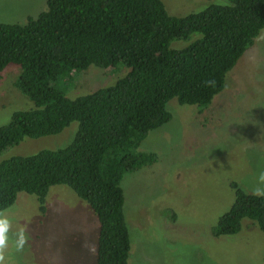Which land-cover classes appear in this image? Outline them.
Segmentation results:
<instances>
[{
  "label": "trees",
  "instance_id": "1",
  "mask_svg": "<svg viewBox=\"0 0 264 264\" xmlns=\"http://www.w3.org/2000/svg\"><path fill=\"white\" fill-rule=\"evenodd\" d=\"M220 1L175 16L163 0H48L47 9L26 24L0 23V75L10 65L19 67L15 86L35 106L16 111L0 127V153L79 124L65 148L0 163V213L22 192L35 195L45 211L51 188L67 186L98 218L97 264H129L122 182L158 161L139 151L142 143L172 120L171 100L207 108L264 31V0ZM93 65L129 72L77 98L58 87ZM232 187L235 201L214 235L238 234L245 219L264 234V195Z\"/></svg>",
  "mask_w": 264,
  "mask_h": 264
},
{
  "label": "rangeland",
  "instance_id": "2",
  "mask_svg": "<svg viewBox=\"0 0 264 264\" xmlns=\"http://www.w3.org/2000/svg\"><path fill=\"white\" fill-rule=\"evenodd\" d=\"M163 1L175 16L208 5L207 0ZM47 2L0 0V23L26 24ZM121 68L93 65L58 87L67 97L84 96L125 77L129 69ZM19 73L10 65L0 75V127L16 111L35 107L15 86ZM168 110L172 120L150 132L139 149L156 154L157 163L122 182L129 264H264V234L252 221L243 220L235 235L213 233L235 201L232 183L248 194L264 191V31L207 108L173 99ZM78 128L74 122L59 135L26 138L0 153V163L65 148ZM45 208L35 195L22 192L0 213V264H97L99 221L92 208L64 185L51 188Z\"/></svg>",
  "mask_w": 264,
  "mask_h": 264
},
{
  "label": "clouds",
  "instance_id": "3",
  "mask_svg": "<svg viewBox=\"0 0 264 264\" xmlns=\"http://www.w3.org/2000/svg\"><path fill=\"white\" fill-rule=\"evenodd\" d=\"M262 178H264V177H262ZM254 194H256V195H264V192H262L261 190H257Z\"/></svg>",
  "mask_w": 264,
  "mask_h": 264
}]
</instances>
